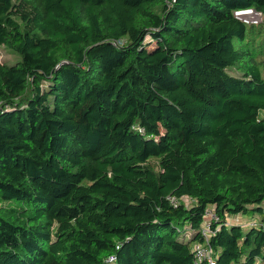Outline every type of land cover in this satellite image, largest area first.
<instances>
[{"label": "trees", "instance_id": "trees-1", "mask_svg": "<svg viewBox=\"0 0 264 264\" xmlns=\"http://www.w3.org/2000/svg\"><path fill=\"white\" fill-rule=\"evenodd\" d=\"M249 7L0 0V264H195L211 208L217 264H264Z\"/></svg>", "mask_w": 264, "mask_h": 264}, {"label": "built area", "instance_id": "built-area-1", "mask_svg": "<svg viewBox=\"0 0 264 264\" xmlns=\"http://www.w3.org/2000/svg\"><path fill=\"white\" fill-rule=\"evenodd\" d=\"M235 16L247 24H259L263 20V13L253 7L237 9L234 12ZM172 201L175 197H169ZM236 221L241 222L242 218L240 216L233 217ZM217 213L214 212L213 208L209 209L206 213V219L203 224L202 232L206 237L205 243H197L194 246L195 252V264H217L216 257L214 255L212 246L210 244V235L213 231L212 221L218 220ZM259 224L258 219H253L250 225L257 226ZM115 259L112 257L111 260Z\"/></svg>", "mask_w": 264, "mask_h": 264}, {"label": "rangeland", "instance_id": "rangeland-1", "mask_svg": "<svg viewBox=\"0 0 264 264\" xmlns=\"http://www.w3.org/2000/svg\"><path fill=\"white\" fill-rule=\"evenodd\" d=\"M248 41L251 43L252 47L256 52L259 53L257 56L259 61H261L264 68V21L262 25L251 30L248 35ZM21 54L10 50L8 47L4 45H0V62L7 63H16L21 60ZM234 72H237L236 68H234ZM264 72V69H263ZM264 117V111L261 114ZM231 217V216H230ZM252 216L246 215L242 217V222L245 225L250 226V222L252 220Z\"/></svg>", "mask_w": 264, "mask_h": 264}]
</instances>
